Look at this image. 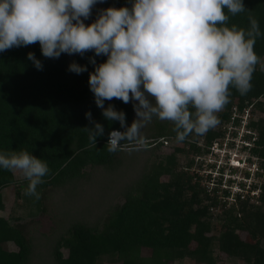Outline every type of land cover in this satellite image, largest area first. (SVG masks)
Instances as JSON below:
<instances>
[{
	"label": "trees",
	"instance_id": "trees-1",
	"mask_svg": "<svg viewBox=\"0 0 264 264\" xmlns=\"http://www.w3.org/2000/svg\"><path fill=\"white\" fill-rule=\"evenodd\" d=\"M132 2L98 0L91 15L81 19L92 24L102 10L131 8ZM243 3L248 11L230 16L227 26L234 24L247 29L251 15L264 33V0H243ZM254 51L260 63L253 72L251 90L241 95L230 87L229 103L217 113L220 123L206 132L204 139L208 148L213 139L221 137L223 132L218 126L230 121L233 107L240 113L250 108L247 126L255 133L250 152L258 158L262 169L257 176L263 181L255 185L260 189L259 204L250 203L248 196L244 200L237 198V208L224 209L217 217L220 225L217 235L212 233L214 225L209 208L218 205V188L209 192L215 195L211 197L194 181L192 174L179 168L178 156L208 151L196 145L197 134L178 142L172 122L153 118L141 129L142 142L124 141L116 152L107 150L109 133L125 129L119 121L103 117L89 87V74L106 62V55L96 56L94 51H87L83 56L62 53L59 58H46L39 42L0 52V153L27 151L45 161L50 172L37 187L40 199L23 196L36 207V212H41L49 192L60 195L61 203L56 211L65 215L61 230L48 237L47 246L37 245L19 224H11L0 216V264H39L38 257L44 261L52 259L53 264H98L104 259L120 264H171L183 259L218 264L215 246L228 258L243 264H264V35L256 40ZM29 52L42 63V70L27 58ZM90 58L95 59V65L90 63ZM73 62L86 66L87 71L80 74L69 71ZM133 103L138 102L130 100L125 104L113 98L105 100L104 107L112 105L115 110L123 111L126 125L131 126L136 119ZM86 112L91 113L92 121L104 127V134L97 137L95 145L82 129L94 126L86 118ZM254 112L260 116L254 118ZM166 138L174 139L173 149L169 153L159 152ZM140 152L146 161L139 166ZM129 162L131 168L125 166ZM192 162L191 159L187 166ZM87 167L108 172L92 184L91 188L95 189L92 205L78 197L87 204L85 211L80 209L78 198H71L66 185L82 178ZM126 171L134 174L135 180L123 189L124 201L111 209L112 194L121 190L116 174L120 179ZM164 176L167 180L162 179ZM14 182L13 171L0 168V211L5 205L2 190ZM19 187L26 189L24 184ZM105 193L109 196L104 197ZM91 209L100 210L93 215ZM81 214L85 218H80ZM91 216L96 218L92 224ZM239 232L247 233L250 241L244 240ZM6 243L17 249H6ZM63 249L67 250L66 256ZM142 249H148L149 254H142Z\"/></svg>",
	"mask_w": 264,
	"mask_h": 264
},
{
	"label": "clouds",
	"instance_id": "clouds-1",
	"mask_svg": "<svg viewBox=\"0 0 264 264\" xmlns=\"http://www.w3.org/2000/svg\"><path fill=\"white\" fill-rule=\"evenodd\" d=\"M97 2L0 0V52L39 42L46 58L106 55L89 74V87L103 117L125 129L109 133L110 153L124 141L142 142L141 129L153 118L172 122L178 142L205 134L220 123L217 113L229 103L230 87L241 95L251 90L260 63L254 45L264 33L251 15L247 29L227 26L230 16L248 11L243 0H133L131 8L102 10L86 26L81 17L87 19ZM27 58L42 70L33 53ZM69 71L80 74L87 67L73 62ZM113 98L138 102L131 126L123 111L104 107ZM85 116L94 126L82 129L95 145L104 127L90 112ZM0 168L20 171L29 182L25 195L40 199L37 187L50 172L45 161L27 151L0 153Z\"/></svg>",
	"mask_w": 264,
	"mask_h": 264
},
{
	"label": "rangeland",
	"instance_id": "rangeland-1",
	"mask_svg": "<svg viewBox=\"0 0 264 264\" xmlns=\"http://www.w3.org/2000/svg\"><path fill=\"white\" fill-rule=\"evenodd\" d=\"M84 22V19H82ZM85 23V22H84ZM85 25H90L85 23ZM237 108L233 107L231 110V116L234 117L233 113H236L235 110ZM248 110H250V108H248ZM240 113V112H239ZM254 118H257L260 116V113L258 112H254ZM244 116L247 117L248 121L249 118L251 116V112L250 115L247 114V112L244 113ZM253 116V115H252ZM237 119V118H236ZM238 120H240V118H238ZM231 122V119L230 121ZM229 122L223 123L221 125V127L218 126V129L221 130V132H223V134L221 135V137H217L215 139H213V142H219L221 140H223V138H226L225 135V131L223 130L225 126H229ZM228 124V125H227ZM208 132V131H207ZM214 132H217V130H214ZM204 135H198L197 139L195 142L196 145L201 148V149H207L205 147L206 143H205V139H204ZM174 139L172 138H166V140H164L165 142H163V145L160 149L159 152H171L173 147L171 144H174ZM138 144V143H136ZM216 145V144H214ZM208 150V149H207ZM207 152H201L198 155L195 154H191L188 157L185 156H178V162H179V168L187 170V173H189L190 175L192 174L194 181H198L199 182V186L201 188H204L207 190L208 185H207V181H209V177H204V175H202L203 170L206 169V167L203 166V161H198L196 162V160H198V158H209V155L207 154ZM160 154V153H159ZM245 157H249V154L246 153ZM137 158H138V164L139 166L146 161V157L140 152L137 154ZM239 156H236L235 159H238ZM193 160L192 165L191 166H187L188 164H190V160ZM232 160L231 163H233V166L237 167V160ZM129 163H126L125 166L129 165ZM124 166V167H125ZM187 166V167H186ZM241 166V165H239ZM129 168H131L130 166H128ZM126 168V167H125ZM13 174H14V179L15 182L10 184L9 186H7L6 188H4L2 190V197L4 200V209L2 211H0V216L4 217L5 219H8L10 221L11 224H19L20 227L24 230L25 234L28 235V237L30 236V238H32V240L37 241V245H42V246H47V239L48 237L55 235V232H58L60 229V227H62V223L65 220V215L59 214L58 211H56L57 208V204L61 203V197L60 195L57 194H53V193H48L46 200H45V209L44 211L41 212H36V207L33 206L28 198H24V194H25V190H20V184H24V187L27 188L28 186V180H26L22 173L18 170H12ZM85 175H83L82 178H80L78 181L74 182L73 184L70 185H66V189L68 190V192H71V198H73L74 200L79 198H82V200L84 201H88L90 203V205H92V200L95 199L93 197V194L95 192V189L91 188L92 184L94 183V181H96V179L100 176L102 178V176H104L107 172L106 171H100V170H96L93 169L91 167H87L85 170ZM112 174V173H111ZM237 174L239 177L242 175L241 172H237L235 173ZM118 177V174H116ZM111 176V175H110ZM117 177H115L116 180H119L120 183V187L121 190H117L115 192V194H112L113 197V201L111 202V204L109 205V208L112 209V207H114L115 205L121 203L124 201V198L122 197V191L123 189L128 188L133 181L135 180L134 174L130 175L129 171H126L123 173V176L121 175L120 179H118ZM199 178V179H198ZM163 180H167V176H164L162 178ZM260 183H262L263 180H261V176L259 178ZM208 192V191H207ZM209 193V192H208ZM89 194V195H88ZM209 195L211 197H215V195L213 193H209ZM104 197H108L109 195L107 193L103 194ZM216 197L218 199V205L215 207H210L209 208V212L213 217V225H214V231L212 232L213 234L217 235L220 229V225L217 221V217L223 212V210L225 209H229L231 207L237 208V202L233 200V198H220L219 197V193H216ZM77 199L78 202H80L81 205V210H87V204L84 205L83 202L81 201V199ZM73 200V201H74ZM225 202V203H224ZM102 203L101 201L99 202V204ZM205 204H209V201L204 202ZM250 203L252 204H259V202L257 201V197H253L250 200ZM97 204V206L99 205ZM224 204V205H223ZM86 206V207H85ZM75 207H78L77 205H75ZM94 208H96L94 206ZM100 210V209H97ZM97 210H93L91 209V211L94 214H97ZM85 214V213H84ZM84 214H81L79 217L83 218ZM87 216V214H86ZM67 217V216H66ZM77 217V218H79ZM85 218V217H84ZM80 220V219H78ZM89 221V217L87 219ZM96 221L95 216H91L90 217V222L91 224L94 223ZM101 222V221H100ZM239 234L241 235V237L246 240V241H250V237L247 235V233L244 232H239ZM40 240V241H39ZM4 247L6 249H10V250H16L17 248L12 245L11 243H6L4 245ZM63 253L66 256L67 255V250L63 249ZM142 254L146 255L149 254V250L148 249H142ZM214 256L217 260L218 264H243L242 261L238 260V259H230L228 258L224 253H221L217 247L215 246V251H214ZM43 257H38V263L39 264H44V262H46L45 264H53L52 259H47L46 261H44ZM32 263H34V260L31 261ZM43 262V263H42ZM98 264H120L117 262H113L109 259H104L102 262L98 263ZM171 264H201L198 263L196 261H193L191 259H183V260H176L174 262H172Z\"/></svg>",
	"mask_w": 264,
	"mask_h": 264
},
{
	"label": "built area",
	"instance_id": "built-area-1",
	"mask_svg": "<svg viewBox=\"0 0 264 264\" xmlns=\"http://www.w3.org/2000/svg\"><path fill=\"white\" fill-rule=\"evenodd\" d=\"M235 112L233 113L234 117L230 118L229 126H225L223 129L226 138H223L220 143L214 142L207 148L209 158H202V160L198 158L196 162L199 160L204 162L203 166L206 169L203 170L205 173L202 175L210 178L207 181L208 192L213 188H218L220 198H233L237 202V198L244 200L248 196L251 200L255 196L258 201L260 189L255 185L259 182L257 172L261 173L262 169L258 158L250 152L255 140V133L247 126L249 121L244 116L245 112L250 115V111L245 109L239 113L236 109ZM246 153L249 154L248 158L245 157ZM236 156L239 158L235 159ZM234 159L237 160V167L231 163ZM237 172H241L242 175L239 177L235 174ZM224 192L228 194L224 195Z\"/></svg>",
	"mask_w": 264,
	"mask_h": 264
}]
</instances>
